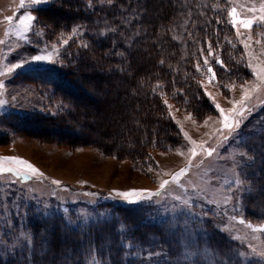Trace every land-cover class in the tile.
I'll list each match as a JSON object with an SVG mask.
<instances>
[{"label": "trees", "instance_id": "1", "mask_svg": "<svg viewBox=\"0 0 264 264\" xmlns=\"http://www.w3.org/2000/svg\"><path fill=\"white\" fill-rule=\"evenodd\" d=\"M98 5L99 0H92L91 7L88 0H54L34 9L47 24L43 31L48 41L58 36L69 41L61 51L59 65L23 73L36 84L49 87L62 103L58 112L47 116L48 123L55 125L56 141L94 147L105 155L143 165L151 161L152 151L174 149L183 141L164 100L179 111L192 113L198 122L217 114L198 83L207 75L203 67L201 72L195 67L208 56L206 50L203 55L200 52L207 48L206 41L212 42L231 70L225 72L208 56L220 84L251 77L241 36L237 37L229 23L228 11L236 6L233 0H113ZM77 25L83 27L73 35ZM33 26L43 28V24ZM109 27L116 32L108 31ZM85 44L87 47L82 46ZM35 117L23 120L29 124ZM250 141L247 154L255 160L243 173L250 181L251 194H244L239 209L245 220L261 222L264 128L248 137ZM100 206L108 210L102 219L76 226L59 217L30 218L26 226L33 234V248L8 264H86L90 247L97 255L104 254L102 264H172L182 260L184 225L200 242L198 250L203 249V254L193 257L200 264H237L241 260L237 253L245 251L244 244L230 239L209 218L182 214L153 221L142 205ZM121 224L126 225L123 232ZM130 243L134 247H127ZM40 244H44L41 252L37 250Z\"/></svg>", "mask_w": 264, "mask_h": 264}, {"label": "rangeland", "instance_id": "2", "mask_svg": "<svg viewBox=\"0 0 264 264\" xmlns=\"http://www.w3.org/2000/svg\"><path fill=\"white\" fill-rule=\"evenodd\" d=\"M54 0H51V2ZM236 3L237 15L244 13L248 16V8L252 3L246 0H233ZM50 2V3H51ZM252 2V1H251ZM254 2V1H253ZM32 5L28 0H24L23 7L21 0H0V71H4L11 63H18L16 53L24 56L37 54V48L47 45H56L58 58L65 45L61 44L63 37L58 36L53 41H48L45 36H35V28L24 33L32 41L25 44L17 31H23L20 20L23 16L31 14L36 16L35 8L48 5ZM259 4V1L254 2ZM258 14V13H257ZM12 16L13 20L8 22L5 17ZM251 32L241 27V40L247 39L250 45L245 49L246 63L250 59L248 52L252 53V63L264 62V28L256 25ZM260 40L257 44L255 41ZM11 50V51H10ZM49 47V51H51ZM60 63L47 65L46 67L59 65ZM36 69L35 65L25 66L16 69L12 74L0 75V81H4L5 88L0 90V98L7 101L0 106V157H21L43 174V178H30L22 180L13 174H0V258L3 264H8L10 260L22 258L30 254L33 248V234L27 228L26 223L30 218L59 217L65 222L71 220L70 225H78L82 222H91L102 219L108 213L107 207L100 206L101 203L129 204L119 198L108 199V194L113 190L127 191L129 189H150L155 191L159 187L161 179H171V175L185 167L188 163V149L193 145L183 137L182 144L174 149L166 151L155 150L151 152V161L137 164L124 157L105 155L98 149L90 146L73 147L67 143H61L59 138L54 137V124L50 125L47 116L54 115L61 109L62 103L53 96L49 87L36 84L31 79L24 77L27 70ZM251 77L244 82L236 83L237 87L229 94L224 95L219 88L208 82L207 76L202 79L203 89L216 98V101L225 110L233 107L226 97L240 100V84L248 82L249 86L258 83L252 69ZM260 98L252 100L256 105V110L245 121L240 129L242 139L230 141L220 148L219 157H205L198 155L193 161L199 167H193L182 177L180 185H170L169 190L160 198L159 203L151 207H146L150 218L153 221H163L167 218H175L179 215H187L191 218H209L213 224L219 228L227 227V234L236 237L235 240L244 244L247 259L242 264H258V257L253 253L264 250V233L253 232L248 227L250 222L254 227L264 225V221L252 222L245 220L240 212V203L244 197L245 188H249L250 181L243 173L248 163L239 155L247 154V147H251L252 141L248 142V137L258 133L264 128V106H261ZM171 116L175 121H179V128L187 132L192 140L197 144L208 141L210 145L215 144V140L209 137L218 129L220 116L217 114L205 125L204 120L193 123L186 119L188 113L179 111L172 107ZM89 115V114H88ZM95 116L94 112L90 114ZM89 115V116H90ZM26 116H36L31 123L26 124L23 118ZM90 118V117H89ZM68 124L63 125V128ZM73 127H75L73 125ZM68 129V127L66 128ZM177 149L185 153L178 154ZM250 156L249 154H247ZM149 167L152 171H148ZM240 173V178L244 180V186L237 190L235 185L229 189V183L234 179L235 174ZM52 180L62 182L64 187H57L52 184ZM86 181V184H81ZM68 190H64V188ZM55 193L53 195L52 193ZM86 192H96L99 195L86 196ZM176 197H180L179 200ZM228 197V203L225 198ZM237 199L239 205L237 206ZM188 205H184V201ZM195 213L196 215H193ZM207 213V216L202 215ZM236 216L235 220L230 217ZM243 219L245 223H240ZM194 232L191 239L194 240ZM183 240V251L189 242V236L185 233ZM30 241V242H29ZM196 248L187 249L195 252L196 255L203 254ZM39 252L44 250V244L37 248ZM59 256L58 261H61ZM241 259V258H240ZM202 260H204L202 258ZM10 264V263H9Z\"/></svg>", "mask_w": 264, "mask_h": 264}, {"label": "snow or ice", "instance_id": "3", "mask_svg": "<svg viewBox=\"0 0 264 264\" xmlns=\"http://www.w3.org/2000/svg\"><path fill=\"white\" fill-rule=\"evenodd\" d=\"M29 3L32 5H43L50 3L51 0H28ZM24 0H21V6L23 7ZM104 3L112 4L113 0H99V5H103ZM88 4L92 6V0H88ZM98 5V6H99ZM248 12L252 13V15L248 16L244 13L237 15V8L232 7L228 11L229 23L236 29L237 37L241 36V27L244 29H252L253 25L258 27L264 28V0H259V4L257 6L256 3H252L251 7L248 8ZM258 13V14H257ZM5 20L11 22L13 20L12 16L5 17ZM217 23H220V20L217 19ZM20 23L23 25V31H17L16 35L20 36L21 39L25 42V44H31L32 41L30 38L25 35L32 30L33 25L43 24V28H37L35 30V36L42 37L44 35V28H47V24L42 22L38 16H33L31 14H27L23 16L20 20ZM82 25H77L73 28V35L80 32ZM111 32H116L115 28L109 27L107 29ZM191 35V34H190ZM251 37L249 36L245 40H241L243 47L247 50L249 49L250 45L248 40ZM68 39H63L61 41L62 45L68 44ZM3 43V41H0ZM255 43H261L260 40L255 41ZM207 48H201L200 52L203 55L204 51L206 50L208 56H212L215 59V63L220 66V68L224 69L225 72L231 71L228 69L227 65L225 64L224 60L216 53V50L212 47V42L206 41ZM87 47V45H82ZM49 47H51V51H49ZM11 51V50H10ZM264 51V49H262ZM249 56V60L247 61V66L252 69V74L258 81V83L251 84L249 86L248 82L244 84H240L239 87L241 89V97L240 100H235L230 97H226L229 99L230 103H232L233 107L230 109L225 110L221 105L216 101V98L212 95V93L208 92L207 89L204 90V94L209 98L212 102L214 109L218 111L220 116V127L216 129L212 135L209 137L210 140L214 139L215 144L210 145L208 141H203L197 144L196 141L192 140L191 137L187 132H184L182 126L180 128V132L182 133L183 137L186 138L193 147L188 149V163L185 167L181 168L179 171L175 172L171 175V179H161L159 181V187L153 191L150 189H129L127 191H121L117 189H113L106 198L108 199H116L119 198L123 202H127L129 204H140L142 206L151 207L159 203L157 198L162 197L168 190L170 185H180L182 177H184L193 167H199L203 164V161L200 162L199 165L194 164L193 161L198 155H203L205 157H219L220 148L224 145L228 144L230 141H234L236 139H242L240 134V129L244 125L245 121L253 114L256 110V105L252 104V100L255 98H260L262 94H264V62L258 61L257 64L253 65L251 57L252 53H247ZM208 56L203 57V61H197L195 67L198 72L202 71L203 67V74L207 75L208 82L210 84H214L218 87L223 89H227L228 91H233L237 84L235 81L232 83H225L220 84L215 68L211 66V62L209 61ZM16 57L18 59V63H11L10 66H6L4 71H0V75H7L12 74L16 69H22L25 66L31 67L35 65L36 68L41 69L46 67L47 65H52L56 63H61L58 58V49L56 45H45L43 48H37V54L24 56L22 53H16ZM163 63V61H161ZM203 86V82H198ZM5 88L4 81H0V90ZM180 94L183 93V90H179ZM0 96H2V92H0ZM164 104L171 110L172 106L168 104L167 100L163 101ZM187 102V101H185ZM7 103L4 99L0 98V106H3ZM261 106H264V99L261 100ZM174 119V117H173ZM186 119H190L195 123V117L192 113H189ZM212 117H207L204 121L205 125L211 120ZM179 125V121H176ZM178 154L184 155L185 153L181 152L177 149ZM239 155L247 162L249 165L254 162L255 157L248 156L246 153H239ZM148 171H152V168L149 167ZM9 173L13 174L16 178L22 180H28L30 178H43L44 174L37 169L33 164L29 161L21 158V157H0V174ZM52 184L56 185L57 187H64L61 181L52 180ZM81 184H86V181H81ZM232 185L237 187V190L244 186V180L240 178V173H236L234 179L229 183V189H231ZM64 190H68L66 187ZM245 192L251 194L250 188H245ZM55 195V193H52ZM86 196H98L99 194L96 192H86L84 193ZM177 200L180 197H176ZM229 198H225V203H228ZM184 205H188V201H184ZM239 205V199H237V206ZM193 215H196L193 213ZM202 215L207 216V213H203ZM231 220H235L236 216L230 217ZM71 220H67V224H72ZM240 223H245L243 219L240 220ZM177 227H180L177 225ZM248 227L252 228L253 232H262L264 233V225L260 226H253L250 222L248 223ZM126 229V225H120V231L123 232ZM223 232H227V227L224 229H218ZM182 231L187 233L189 236V242L185 246V250L182 252V260L174 261L172 264H200L199 260L193 261V257L196 256L195 252L188 251L187 249L196 248L199 246V241H195L191 239L192 230L189 228L188 225H184L182 227ZM230 239H236V237H229ZM30 242V241H29ZM127 247H134V244H128ZM253 253L258 257V264H264V250H261L259 253H256V250L253 249ZM99 255V258H98ZM97 255V250L94 248H89V257L90 259L86 261V264H102L104 259V254L101 252ZM150 255H158L156 253H150ZM237 255L241 258L237 264H242L244 259H247L246 254L243 252L237 253ZM79 264V262H78ZM249 264L251 261L249 260Z\"/></svg>", "mask_w": 264, "mask_h": 264}]
</instances>
